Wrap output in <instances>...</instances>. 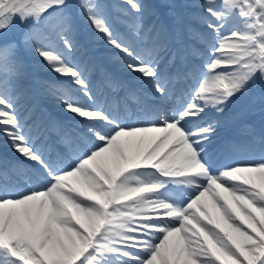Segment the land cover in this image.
I'll list each match as a JSON object with an SVG mask.
<instances>
[{
	"label": "snow or ice",
	"instance_id": "snow-or-ice-1",
	"mask_svg": "<svg viewBox=\"0 0 264 264\" xmlns=\"http://www.w3.org/2000/svg\"><path fill=\"white\" fill-rule=\"evenodd\" d=\"M257 82L264 0H0V264H264Z\"/></svg>",
	"mask_w": 264,
	"mask_h": 264
}]
</instances>
